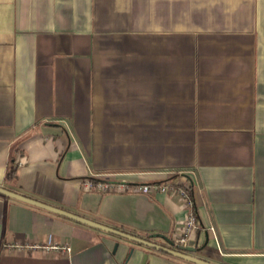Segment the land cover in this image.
<instances>
[{"label": "crops", "instance_id": "obj_1", "mask_svg": "<svg viewBox=\"0 0 264 264\" xmlns=\"http://www.w3.org/2000/svg\"><path fill=\"white\" fill-rule=\"evenodd\" d=\"M165 182L188 254L264 264V0H0V187L162 244L180 198L132 188ZM144 256L192 264L0 194V264Z\"/></svg>", "mask_w": 264, "mask_h": 264}, {"label": "built area", "instance_id": "obj_2", "mask_svg": "<svg viewBox=\"0 0 264 264\" xmlns=\"http://www.w3.org/2000/svg\"><path fill=\"white\" fill-rule=\"evenodd\" d=\"M16 166L21 165V161L15 159ZM83 188L86 191L97 190L106 192H124L127 188L124 184H115L111 182L99 181L92 178H87L83 183ZM189 184L186 183H153V184H141L136 185L132 189L137 193L146 195H153L156 193H168L174 192L181 200L183 207L186 210V216L184 218L182 233L173 238L170 242L163 241V246L182 249H196L197 248V231L199 229L197 217L193 209V202L189 193ZM53 249H61L68 252L70 249L68 246H52Z\"/></svg>", "mask_w": 264, "mask_h": 264}, {"label": "water", "instance_id": "obj_3", "mask_svg": "<svg viewBox=\"0 0 264 264\" xmlns=\"http://www.w3.org/2000/svg\"><path fill=\"white\" fill-rule=\"evenodd\" d=\"M0 194L3 196H6L8 198L23 202L25 204H28L30 206L45 210L47 212H51L53 214L68 218V219L76 221V222H79L81 224H84V225L93 227L95 229L107 232L109 234L124 238L126 240L131 241V242L140 244L142 246H145V247H148L150 249L162 252L164 254L170 255L172 257L178 258L180 260H183V261H186V262H189L192 264H212V263H209L207 261L201 260L199 258H196V257L188 254L187 253L188 251H192L191 249H188V248L182 249L180 247H177L174 249L171 247H166V246H163L160 244H156L154 242H151L150 240L139 238L137 236H133L131 234H127L125 232H121L119 230L109 228V227L103 226L101 224H97L95 222H92V221L87 220L83 217L77 216V215L70 213L68 211H65V210H62L60 208H56L54 206H51V205L45 204L43 202L37 201L35 199L23 196L21 194L15 193L13 191L7 190V189L2 188V187H0ZM153 237H158V236H153ZM145 262H146V256H144L141 264H145Z\"/></svg>", "mask_w": 264, "mask_h": 264}, {"label": "trees", "instance_id": "obj_4", "mask_svg": "<svg viewBox=\"0 0 264 264\" xmlns=\"http://www.w3.org/2000/svg\"><path fill=\"white\" fill-rule=\"evenodd\" d=\"M16 170H17V166L15 164V158L11 157L6 167V172L4 176L5 183H9L15 178ZM188 189L190 190V186Z\"/></svg>", "mask_w": 264, "mask_h": 264}]
</instances>
